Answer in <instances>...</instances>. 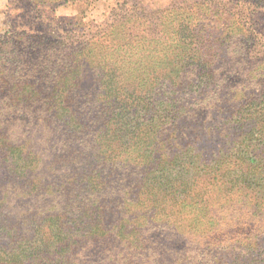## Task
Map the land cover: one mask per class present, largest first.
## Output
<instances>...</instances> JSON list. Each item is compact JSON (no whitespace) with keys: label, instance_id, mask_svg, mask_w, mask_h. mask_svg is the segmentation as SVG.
I'll list each match as a JSON object with an SVG mask.
<instances>
[{"label":"trees","instance_id":"obj_1","mask_svg":"<svg viewBox=\"0 0 264 264\" xmlns=\"http://www.w3.org/2000/svg\"><path fill=\"white\" fill-rule=\"evenodd\" d=\"M27 1L33 5H47L69 0ZM238 1L264 8V0ZM240 12L220 0L194 3L183 9L157 10L150 19L137 17L136 21L126 20L113 33L91 38L83 43L80 50L72 48L71 53L63 42L44 43L40 51H51L57 44H62L59 47L66 48L70 54L68 58L66 53L61 61L52 58L49 65L44 64L42 54H25L16 50L17 38L31 41L33 37L25 34L0 36V176H3V166L8 163L14 170L16 163L26 161L30 171L24 184L38 186L36 195L48 190L46 184H53L51 188L55 193H50L53 196L62 184L64 190L75 187L76 180L72 178H77L76 175L68 174L63 167L72 163L69 159H74L81 148H88L95 159H101L104 153L107 154L105 159H128L124 157L128 156L127 149L137 148L139 159H148L146 173L141 180L145 186L143 194L146 189L160 190L176 181L171 170L175 166L186 175L208 174L206 166L202 167L195 159L198 157L193 154L191 145L182 152V145L176 149L175 155L184 156L182 163L164 164L161 160L166 158L169 149L172 150L170 152L175 150L172 138L176 130L180 126L186 127L189 122L195 125L199 116L214 128L209 130V134L217 131L223 141L225 131L232 130L229 127L231 123L252 126L248 135L236 143L233 158L264 157V58L250 56L253 38L240 16L237 17ZM236 49L240 54L237 59L242 58L245 63L242 67L236 65L237 59L233 58ZM224 51L231 53V57H223ZM46 73L52 75L51 87L40 77ZM234 75L246 80L245 84L239 80L231 81ZM108 139L111 143L117 141L111 152L108 151L111 148ZM245 147L253 148L250 156L245 153ZM52 156L53 159L68 160L61 168H56L55 163L47 167L46 159ZM171 159H180V156H172ZM104 161L103 158L97 163L98 168L92 167L91 173L85 176L87 180L83 179L85 184H98L101 172L110 166ZM245 163L250 166L249 174L263 173L264 163L256 160L252 164ZM45 168L54 171L53 177L62 179L55 181L56 185L50 183ZM26 169L24 167V171ZM16 177L20 175L17 173ZM122 181L121 177H109L104 184L105 189L110 190L111 184ZM244 181L252 189L259 183V180L254 183L251 177H244ZM17 195L21 194L5 189L0 199V237L10 227L11 230L16 227L14 233L24 230L11 221L10 215H5L6 208L15 206ZM62 196L57 200L65 211L68 208L66 191ZM22 198L26 197L23 195ZM58 203L53 205V210L58 209ZM50 214V221L60 220L54 213ZM105 221V218L100 221V226L104 227L100 228L102 236H96L98 229L86 237L89 234L77 228L76 235L71 236L73 241L70 239L68 242L67 239L69 250L74 249L70 246L74 245L76 238L80 243L93 239L87 247L79 243L83 249L80 253L84 255L96 248V243L103 248L100 240L112 237L110 229H107L110 224L107 222L106 225ZM32 225L36 227V223ZM46 226L50 224L39 228ZM60 226L63 227L62 224ZM51 227L54 228L53 225ZM64 228V232L60 228L52 230L53 240L59 238L57 232H60V237L69 235L68 227ZM123 235L126 237V233ZM23 240L28 247L22 252H10L7 246L2 247L0 264H33L30 258L35 257L38 259L36 264H53V257H44L42 253L54 241L43 237L40 240ZM122 240L121 237L113 242ZM64 254L59 253L61 260L54 264H73L74 254L70 257L67 252ZM41 255L42 258H38ZM78 263L82 264V259ZM136 263L144 264L142 261Z\"/></svg>","mask_w":264,"mask_h":264},{"label":"rangeland","instance_id":"obj_2","mask_svg":"<svg viewBox=\"0 0 264 264\" xmlns=\"http://www.w3.org/2000/svg\"><path fill=\"white\" fill-rule=\"evenodd\" d=\"M205 1L207 0H69L59 4L33 5L27 0H0V36L25 34L33 37L31 41L24 37L17 38L16 50L25 54H42L44 64L49 65L53 59L59 61L66 57V53L68 58L70 54L66 48L59 47L62 44H57L51 51H40L44 43L50 45L63 42L70 48L71 53L72 48L80 50L83 43L91 38L113 33L117 26H123L126 20L136 21L137 17L150 19L157 14V10L173 7L183 9ZM220 1L231 8L234 7L236 11H241L237 17L240 16L242 24L253 38L250 56L264 58V8L238 0ZM182 11L180 10V13ZM235 53L232 55L237 59L240 56L238 49ZM17 56L19 57V54ZM222 56L228 59L231 53L229 55L224 51ZM235 62L241 67L245 65L242 58ZM51 76L49 73L40 76L49 87L53 86ZM238 80L245 84L246 80H242L239 75H234L231 79ZM205 120L199 116L195 125L189 122L187 128L180 126L172 138L175 150L170 152L172 150L169 149L166 158L161 160L164 164L182 163L184 159L181 158L184 156L175 155L176 149L182 145V152L187 145H191L193 154L198 157L195 159L199 160L202 167L206 166L208 174L186 175L180 171V167L175 166L171 170L176 181L164 185L160 190L146 189L145 194V186L141 180L146 173L148 159H139L137 148L127 149L128 156L124 157L128 159H105L106 153L101 155V159H95L88 148H78L74 159H69L72 163L63 167L68 174L76 175L77 178H72L76 180L75 187L64 190L62 184L53 196L50 195L52 191L55 193L51 188L53 184H46L48 190L40 195H36L38 186L24 184L30 171L26 161L16 163L14 170L11 169L13 167L10 163L3 166V176H0V199L5 189L21 194L17 195V199L14 198L15 206L6 208L5 215H10L11 221L24 230L14 233L16 227L13 230L11 227L6 229L0 237V252L4 246H7L10 252H22L28 247L23 238L40 240L43 237L54 241L53 245L44 248L42 253L44 257H53V264L61 260L59 253L64 256L66 252L69 257L74 254L73 264H79L80 259L82 264H137V261L144 264H264V170L261 174H249L250 166L245 163L248 161L252 164L253 160H256L262 164L264 157H260L262 161L233 158L236 143L248 135L252 126L231 123L229 127L232 130L225 131L223 141L217 131L209 134L213 127ZM107 141L110 145L111 140ZM116 144L117 141L112 142L108 151L111 152ZM221 149L223 151L219 153ZM246 149L245 153L250 156L253 148ZM172 156H180V159H171ZM103 158L104 163H110V166L101 172L98 184H85V176L91 173L92 167L98 168L96 165ZM46 160L47 167L55 163L56 168H61L68 159H53L52 156ZM24 167L27 168L25 171ZM8 168L10 170H7ZM45 170L48 172L46 175L50 183L62 179L53 177L54 171L47 168ZM17 173L20 177H16ZM109 177H121L123 181L114 182L110 190H106L104 184ZM244 177H251L254 183L259 180L258 186L253 189L248 187L245 181L243 182ZM149 179L150 177L147 178L148 181ZM65 191V203L68 208L63 211L58 200ZM23 195L25 199L22 198ZM62 199L64 201V196ZM55 203H58L57 210H53ZM100 207L104 208L98 209ZM50 213L60 217V220L50 221ZM104 218L105 224H110L107 229H110L112 237L100 240L103 248L96 243L97 247L84 255L80 253L83 249L78 246L80 240L76 238L74 245L70 246L74 249L69 250L68 242L76 235L77 228L82 229V233L89 234L86 237L98 229L96 236H102L100 228L104 227L100 226V221ZM33 223H36V227ZM46 223L50 226L39 228ZM52 225L53 229L60 228L62 232L64 226H67L69 235L60 237V232H57L59 238L53 240ZM121 237L122 241L113 242ZM85 241L88 242L83 241L84 243L80 244L87 247L93 243L92 238ZM1 256L0 254V259L3 258ZM38 258H42V255ZM30 260L36 264L38 259L35 257Z\"/></svg>","mask_w":264,"mask_h":264}]
</instances>
